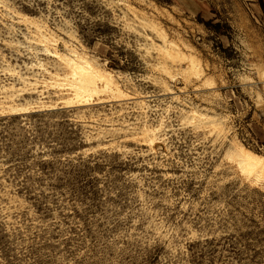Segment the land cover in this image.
Instances as JSON below:
<instances>
[{"label": "rangeland", "instance_id": "1", "mask_svg": "<svg viewBox=\"0 0 264 264\" xmlns=\"http://www.w3.org/2000/svg\"><path fill=\"white\" fill-rule=\"evenodd\" d=\"M253 4L0 0V264H264V180L231 155L264 156ZM57 54L113 84L68 106Z\"/></svg>", "mask_w": 264, "mask_h": 264}, {"label": "bare ground", "instance_id": "2", "mask_svg": "<svg viewBox=\"0 0 264 264\" xmlns=\"http://www.w3.org/2000/svg\"><path fill=\"white\" fill-rule=\"evenodd\" d=\"M160 34L163 40L166 41L165 35L163 33ZM166 54L172 60H182L181 54L175 53L173 50L166 51ZM57 56L61 58L69 70V73L65 76L63 81H65V83H67L70 89L74 92V98L67 100L66 104L68 106H74L76 104L83 106L87 97H92L100 91L98 87L99 81L103 82L105 89L110 88L113 84V78L111 75L94 67V65H92L85 57L76 54L74 55L75 58L59 54H57ZM190 61V65L188 67L189 73L199 74L200 70L198 65L194 61ZM30 107L31 106L21 104L17 106H10L7 109L13 114H23L29 112L28 110L31 109ZM205 119L211 127H217V119L211 116H206ZM231 155L232 158L236 160L239 168L249 176H247L248 178L251 177L257 182L264 180V156L252 152L237 142L231 146Z\"/></svg>", "mask_w": 264, "mask_h": 264}, {"label": "crops", "instance_id": "3", "mask_svg": "<svg viewBox=\"0 0 264 264\" xmlns=\"http://www.w3.org/2000/svg\"><path fill=\"white\" fill-rule=\"evenodd\" d=\"M254 2L253 6L256 9V11H260L262 14L264 12V0H262L263 7L258 4L259 0H251Z\"/></svg>", "mask_w": 264, "mask_h": 264}, {"label": "built area", "instance_id": "4", "mask_svg": "<svg viewBox=\"0 0 264 264\" xmlns=\"http://www.w3.org/2000/svg\"><path fill=\"white\" fill-rule=\"evenodd\" d=\"M259 85H261L262 86V88L261 89H263V91H264V83H260V84H258V86ZM252 142H255V139L254 138H252Z\"/></svg>", "mask_w": 264, "mask_h": 264}, {"label": "trees", "instance_id": "5", "mask_svg": "<svg viewBox=\"0 0 264 264\" xmlns=\"http://www.w3.org/2000/svg\"><path fill=\"white\" fill-rule=\"evenodd\" d=\"M260 1H262V0H260Z\"/></svg>", "mask_w": 264, "mask_h": 264}]
</instances>
